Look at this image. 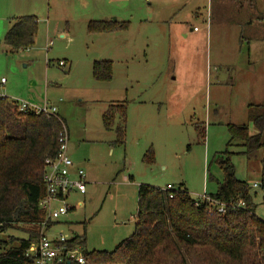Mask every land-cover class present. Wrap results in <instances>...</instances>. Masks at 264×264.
Masks as SVG:
<instances>
[{
	"label": "rangeland",
	"instance_id": "1",
	"mask_svg": "<svg viewBox=\"0 0 264 264\" xmlns=\"http://www.w3.org/2000/svg\"><path fill=\"white\" fill-rule=\"evenodd\" d=\"M132 2L131 27L127 24L117 37L123 52L109 50L104 37L84 32L76 20L70 23L71 42L47 34L42 23L32 46L11 52L3 39L12 20L0 18V97L42 108L46 90L48 103L65 121L68 152L74 151L89 180L84 195L67 198L74 210L52 226L48 238L83 237L87 252H111L134 231L140 185L183 187L194 200L214 194L223 180L219 155L227 149L236 179L248 184L255 215L264 221V149L248 160L238 155L240 148L227 147V125H245L254 134L247 106L264 105V59L254 51L259 44L264 55V0ZM176 2L181 3L175 11L179 15L160 23V15L167 16ZM59 6L68 8H55ZM64 13L61 7L53 12L52 27L65 31ZM77 13L75 8L71 15ZM196 13L199 19H194ZM190 14L187 26L171 36L168 22L182 24ZM179 30H192L181 36L188 43L176 40ZM61 61L70 70L58 67ZM95 61L110 62L112 80L93 78ZM260 69L256 81L252 72ZM116 104L125 105V121L116 115L106 130L102 115ZM120 125L125 128L123 144L116 140ZM149 150L151 164L143 162ZM11 236L26 238L8 231L0 241Z\"/></svg>",
	"mask_w": 264,
	"mask_h": 264
},
{
	"label": "trees",
	"instance_id": "2",
	"mask_svg": "<svg viewBox=\"0 0 264 264\" xmlns=\"http://www.w3.org/2000/svg\"><path fill=\"white\" fill-rule=\"evenodd\" d=\"M126 25L90 21L87 31L112 33L125 29ZM36 33V19L21 17L10 26L3 44L11 52L27 49L33 45ZM92 76L98 82L111 80V64L94 62ZM116 115L124 123L126 107L109 106L102 116L106 130L113 127ZM247 120L255 133L250 134L245 125L229 124L227 147L240 148L238 155L250 160L264 149V105H249ZM61 131L57 119L20 113L15 102L0 98V234L17 231L26 235L25 239L11 236L0 241V264L34 263L27 252L37 241L45 218L39 207L45 195L44 161L56 155ZM202 131H198L200 136ZM115 132L117 143L123 144L124 126H118ZM232 155L228 149L220 153L218 167L223 180L216 192L209 195L227 206L222 215L211 213L206 203L195 206V200L183 187L169 193L140 185L134 231L113 251L87 252L83 237L72 238L70 244L83 248L84 264H264V221L255 215L248 184L235 177ZM153 161L149 150L143 162ZM262 185L264 188V178ZM240 203L243 208L238 207Z\"/></svg>",
	"mask_w": 264,
	"mask_h": 264
},
{
	"label": "built area",
	"instance_id": "3",
	"mask_svg": "<svg viewBox=\"0 0 264 264\" xmlns=\"http://www.w3.org/2000/svg\"><path fill=\"white\" fill-rule=\"evenodd\" d=\"M57 65L63 68L65 63L58 62ZM1 83H5L3 79ZM13 102L16 103L17 110L20 113L31 112L35 115L43 114L49 118L57 119L62 126V131L57 139L58 151L56 155L44 161L45 168L42 184L45 195L40 201L39 207L45 212V218L40 224L37 241L31 244L27 256L33 259V264H64L65 262L84 264L82 256L83 248L81 246L70 244L71 239L67 240L62 235L48 238L52 226L63 216H66L69 211L74 210V208L66 204L69 195L72 193L84 195L87 183L84 172L81 169L73 170V163L67 155L69 139L65 124L61 122L62 120L58 116L57 109L47 103L42 108H39L22 101ZM256 187V185H253V188ZM164 191L170 193L174 190L167 186ZM172 197L170 194L169 198L171 199ZM200 203L208 204L211 213L220 215L224 213L227 207L224 203L217 202L206 195L195 199V206H198ZM238 207L243 208L244 204L240 203Z\"/></svg>",
	"mask_w": 264,
	"mask_h": 264
},
{
	"label": "crops",
	"instance_id": "4",
	"mask_svg": "<svg viewBox=\"0 0 264 264\" xmlns=\"http://www.w3.org/2000/svg\"><path fill=\"white\" fill-rule=\"evenodd\" d=\"M133 0H5L6 3H3V5H0V18H10L12 22H14L15 19L21 18V17H26V16H31L36 19L37 26L42 23H46L47 25V34H56L59 39L64 40L67 37L68 42L72 41V35H71V26L70 23L73 20H76L77 22L80 23V25L83 26L84 32L87 30V24L90 21H111V22H117L121 24H128L129 27H131V19H132V13H133ZM59 2V3H58ZM68 4V8H64L62 6L61 9L63 10L64 15H62L61 20L66 21V28L65 31L59 30V28H54L51 26L52 24V19H53V12H55L59 7L55 8V5H66ZM180 2H176L175 5L169 7V14L165 16L164 13L160 15V23L165 24L166 20L170 18V15H176V17L179 15L175 14L176 11V6H180ZM77 8L78 13L76 15H71L73 13V10ZM179 12V9H178ZM84 13V14H83ZM199 14L196 13L194 14V19H199ZM70 17H74L75 19H70ZM192 18L193 16L190 14V16H186L185 19H183L182 24L179 23H173V21H169L168 25H170V29H172V34L175 38L176 35V29H184L187 26V23L189 22V19ZM9 23L8 29L13 23ZM52 27V28H51ZM196 30V28H194ZM8 31V30H7ZM88 32V31H87ZM183 32H186V35L188 36V32L186 30H179L178 31V37H176V40L183 42V43H188L187 38L181 37ZM198 32V31H196ZM121 33H124L123 31H115L112 33H99L97 36H102L104 37V42L107 43L108 49L109 50H114L115 52H123L124 47L122 46V41L117 38L118 35ZM71 35V36H70ZM90 35V34H88ZM191 35V34H190ZM93 36V35H92ZM95 36V35H94ZM99 39V38H95ZM186 39V40H185ZM190 41L193 40L194 44L198 41L196 37H189ZM178 41V42H179ZM4 45V44H3ZM259 44H256L254 47V51L257 54L256 56L260 59H264L263 52L260 51L258 48ZM4 47L7 49V47L4 45ZM257 47V48H256ZM62 62V61H61ZM65 63V61H63ZM96 62V61H95ZM100 62H105V61H100ZM110 63V62H109ZM247 67L249 65H246ZM71 66H67L65 63V66L63 68H67L70 70ZM67 74V72H65ZM254 75H256V81L259 80L261 77L258 78V76H261L263 74L262 70H254ZM247 74V73H244ZM112 80V76H111ZM5 84V83H4ZM1 84V85H4ZM205 86V85H204ZM220 86H222L220 83L216 85L218 89H220ZM46 89H48V85L46 84ZM46 90H44V99H43V105L45 103H48V100L46 99ZM12 101V100H11ZM17 101V100H13ZM60 102V101H59ZM50 105V104H49ZM110 106H120V104L116 105H110ZM125 106V105H124ZM249 106V105H248ZM248 106L246 109V112L248 110ZM58 116L62 118L58 111ZM103 116V115H102ZM248 121V120H247ZM65 123V121H64ZM67 154L68 157L72 160L73 163V170L76 169H81L82 167L78 163V159L75 158L74 151H69L67 149ZM87 176V175H86ZM87 179V177H86ZM89 182V180L87 179ZM72 194H77V193H72ZM71 195V194H70ZM69 195V196H70ZM209 196V195H208ZM192 198V197H191ZM79 203L77 204V206ZM79 207V206H78Z\"/></svg>",
	"mask_w": 264,
	"mask_h": 264
}]
</instances>
